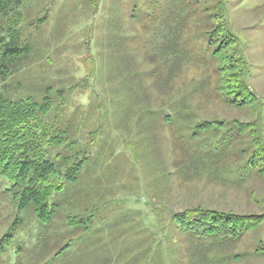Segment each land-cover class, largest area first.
Instances as JSON below:
<instances>
[{
  "label": "rangeland",
  "instance_id": "1",
  "mask_svg": "<svg viewBox=\"0 0 264 264\" xmlns=\"http://www.w3.org/2000/svg\"><path fill=\"white\" fill-rule=\"evenodd\" d=\"M94 1V16L88 0H24L21 8L27 52L0 80V93L41 101L50 86L51 109L43 119L63 129L67 141L47 149V159L65 153L86 160L75 182L52 193L49 203L60 207L45 224L32 209H15L5 191L10 182L0 175V237L12 234L0 264H264L256 250L264 223L235 246L200 258L197 250L223 236L183 233L171 222L172 211L197 204L264 212V178L239 155L215 156L247 148L248 129L240 131L238 122L262 117L264 141V0L227 1L226 21L243 44L247 80L261 104L249 112L206 94L216 84L206 53L170 74L154 69L157 58L146 61L144 50L154 52L142 25L160 23L167 32L179 25L180 6L189 0ZM131 15L145 19L135 23ZM185 105L198 115L177 117L174 111ZM201 118L221 123L200 130ZM178 166L205 168L199 177L189 169V177ZM80 220L87 228H77Z\"/></svg>",
  "mask_w": 264,
  "mask_h": 264
},
{
  "label": "trees",
  "instance_id": "2",
  "mask_svg": "<svg viewBox=\"0 0 264 264\" xmlns=\"http://www.w3.org/2000/svg\"><path fill=\"white\" fill-rule=\"evenodd\" d=\"M88 1L93 6L94 16L99 3L94 0ZM189 1L191 4L182 3L180 6L181 15L176 17L181 21L179 25L173 26L167 32L160 29L162 27L159 23L160 17H155L153 20L158 22L159 26L142 25V32L149 34L148 39L145 40L151 42V50L154 52L149 54L146 49L144 50L146 61L153 62L154 58H157L156 60L159 61L154 69L159 73L168 70L170 74L176 65L200 63V54L206 53L215 63L213 71L216 75V84L209 91L205 90L206 94L209 92L220 104L230 109L240 112L243 110L249 112L251 108L259 110L260 99L247 80L248 61L243 44L230 30L226 21L228 0H217L211 10L208 5L212 0ZM23 4L24 0H0L1 81L12 75L19 60H22V56L27 52L21 30L24 21V14L21 11ZM130 17H134L135 23H142L145 19L136 15ZM45 19L46 17H43L36 22L40 23ZM190 29L193 30L190 34L193 37L186 35ZM181 33L184 37L176 41L175 38ZM198 35L202 36L204 41H198ZM115 47H118V44ZM127 64L125 68L129 66ZM159 83L162 86L160 81ZM50 91V86L45 88L41 101H35L32 97L13 100L0 93V175L10 182L5 191L10 195L16 210L32 209L37 220L43 224L48 223L60 207L59 203H49L52 193L62 191L66 183L75 182L86 160L79 154L65 153L56 154L54 161L47 159V149L60 146L67 141L63 129L43 119L51 109ZM174 114L177 117L181 115L184 120L191 115H198L195 108L186 105L179 107ZM259 120L260 122H238L240 131L248 129L250 140L247 148L215 156L239 155L244 158L241 162L247 168L264 178V141L260 126L262 117ZM216 123L221 122L216 121L215 118H201L197 127L203 130ZM213 167L229 168V166ZM192 168L194 176L199 177L205 166H178V171L191 177L188 172ZM212 175L215 178L219 176L215 172H212ZM171 222L183 233L206 237L223 236L221 243L197 250V256L204 258L210 251L217 252L235 246L243 235L260 227L264 223V212H234L197 204L172 211ZM78 223L77 228H87L85 220H80ZM11 242V232L2 235L0 253H3ZM261 243L262 245L256 250L264 257V238ZM237 257L239 256L235 255L233 258Z\"/></svg>",
  "mask_w": 264,
  "mask_h": 264
}]
</instances>
